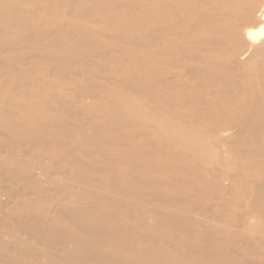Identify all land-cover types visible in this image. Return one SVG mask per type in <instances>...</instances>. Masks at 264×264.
Wrapping results in <instances>:
<instances>
[{"label":"bare ground","instance_id":"bare-ground-1","mask_svg":"<svg viewBox=\"0 0 264 264\" xmlns=\"http://www.w3.org/2000/svg\"><path fill=\"white\" fill-rule=\"evenodd\" d=\"M0 264H264V0H0Z\"/></svg>","mask_w":264,"mask_h":264}]
</instances>
